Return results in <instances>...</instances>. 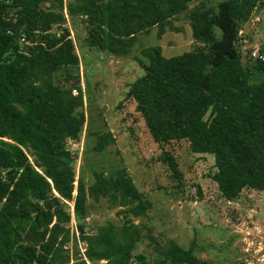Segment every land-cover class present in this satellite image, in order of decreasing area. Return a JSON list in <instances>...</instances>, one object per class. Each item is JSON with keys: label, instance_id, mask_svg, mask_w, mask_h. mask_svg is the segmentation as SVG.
Segmentation results:
<instances>
[{"label": "trees", "instance_id": "obj_1", "mask_svg": "<svg viewBox=\"0 0 264 264\" xmlns=\"http://www.w3.org/2000/svg\"><path fill=\"white\" fill-rule=\"evenodd\" d=\"M260 9L264 0H0V264H69L72 218L84 252L71 264H212L171 240L150 239L152 263L133 255L148 203L125 167L93 171L90 185L76 179L68 142L79 140L85 115L64 26L78 21L89 47L126 58L138 35L179 33L174 22L185 17L192 50L165 58L160 47L143 49L144 73L124 98L157 145L183 141L211 155V179L231 202L243 190L264 194V61L242 54L239 35ZM91 136L95 153L114 144L109 131ZM164 160L179 178L169 153ZM101 200L118 210L119 227L84 223Z\"/></svg>", "mask_w": 264, "mask_h": 264}, {"label": "rangeland", "instance_id": "obj_2", "mask_svg": "<svg viewBox=\"0 0 264 264\" xmlns=\"http://www.w3.org/2000/svg\"><path fill=\"white\" fill-rule=\"evenodd\" d=\"M219 1L206 0V5ZM174 26L180 28L179 33L166 31L157 38L154 28L148 35H138L131 55L126 58L89 47L78 21L64 26L70 31L79 61L78 86L85 115L79 140L68 142L75 155L76 179L81 175L90 185L93 171L108 175L118 166L126 168L148 203L146 216L135 221L142 227V238L133 255H143L149 263L155 259L152 238L160 246L171 240L184 250L193 247L198 259L212 264H264V194L243 190L234 201L223 199L211 179L215 171L213 157L190 153L183 141L157 145L136 112L135 103L124 98L129 84L144 73L136 62L140 59L147 63L141 55L143 49L160 47L165 58L192 50L195 42L185 17L180 16ZM241 32L247 41L241 47L243 55L255 46L264 48V9L257 10L242 25ZM259 79L257 76L253 81ZM75 91L72 95H77ZM99 130L109 131L114 139V144L103 153L92 151L91 134ZM164 153H169L176 163L179 178L164 160ZM117 211L101 200L84 223L93 227L112 223L119 227L121 217ZM70 232L69 264L73 262V253L77 250L81 254L84 249L73 218Z\"/></svg>", "mask_w": 264, "mask_h": 264}, {"label": "built area", "instance_id": "obj_3", "mask_svg": "<svg viewBox=\"0 0 264 264\" xmlns=\"http://www.w3.org/2000/svg\"><path fill=\"white\" fill-rule=\"evenodd\" d=\"M241 31L239 32V35H241ZM242 44L243 45H247V41L246 40H243L242 41ZM249 56L251 59L253 60H259V61H264V56L260 53V49L255 46L253 47L252 49H249ZM72 93H76L75 90L72 91ZM83 252H84V249L82 250V253H81V256L83 257Z\"/></svg>", "mask_w": 264, "mask_h": 264}, {"label": "water", "instance_id": "obj_4", "mask_svg": "<svg viewBox=\"0 0 264 264\" xmlns=\"http://www.w3.org/2000/svg\"><path fill=\"white\" fill-rule=\"evenodd\" d=\"M251 19V18H250Z\"/></svg>", "mask_w": 264, "mask_h": 264}]
</instances>
